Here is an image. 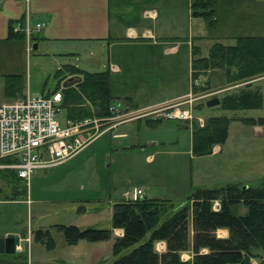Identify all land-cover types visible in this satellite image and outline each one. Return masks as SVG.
Segmentation results:
<instances>
[{
	"label": "rangeland",
	"instance_id": "rangeland-1",
	"mask_svg": "<svg viewBox=\"0 0 264 264\" xmlns=\"http://www.w3.org/2000/svg\"><path fill=\"white\" fill-rule=\"evenodd\" d=\"M187 8H189L188 13L191 15L190 2ZM214 16L216 18V14ZM189 23L192 24L191 30L193 33H196L199 28L202 30L200 24L195 26L194 22ZM185 28L186 26L184 27V35H186ZM200 41L195 42L194 46L201 47L206 51L208 40ZM200 54L198 49L197 56H200ZM157 61L158 59L154 58L152 62L159 65L160 62ZM163 61L166 62L167 60L164 59ZM186 61L184 69L179 66L178 71L176 70L173 74L163 71L159 66L161 71H157L156 76L161 79L162 87L169 84L168 87L170 88L166 91L157 90L154 99L167 97V94L174 95L177 91L187 87ZM59 62L76 65L88 72L100 71L108 64L105 47L93 52L89 46L85 45L76 54H67L60 57L53 54L42 55L40 50H35L29 54V60H27L23 76V94L27 93L34 96L52 91L57 82L53 76ZM212 69L213 71L207 77L205 76L206 78L197 77L196 80H192L190 75L191 87L187 92L191 91L200 96L192 104V120L189 122L179 121L165 119L159 115H148L149 117L143 116V118L130 119L117 124L118 127L114 131L125 133V137L115 138L111 137L109 132L103 133L89 146L67 161L50 169L35 171L30 177L27 189L23 183H19L17 190L19 194L15 193L14 190L8 192V190L3 191L2 189L0 197L5 195V197H13L12 199L17 198L19 203L12 205L0 204V226L19 228L24 227L30 220L29 224L34 227L37 225H34V222L39 221L41 225L43 224L45 228L50 230L55 248L52 252L43 250V253L39 254L34 247L32 261L47 259L48 262L51 260L67 262V257L73 259L71 258L73 256L75 259H81L78 255L86 251L83 248L92 249L91 244L107 239L98 241L79 239L74 244L77 242L81 244L69 251L65 250L68 244L65 243L61 232L56 231L52 226L71 225L81 229L86 227L111 228V204L118 200L121 197L120 194L125 190L130 192L138 188L143 190L145 197L168 198L175 204H183L187 202L189 194L195 188L208 187L209 185L223 186L227 183L249 186L259 184L264 179L258 173L264 171V142L251 139L250 123L228 120L226 136L224 141L221 142L223 144L221 155H194L191 152L190 127L194 123L196 126L201 127L204 121L211 116L232 117L236 115L249 117L264 115V79L257 80V78H254L243 82L225 83L226 81L224 82L222 77L223 70L220 68ZM70 76L76 78L77 75L64 73L61 76L59 87ZM148 76L150 75L134 78L133 83L148 80ZM131 83L127 84L126 89L122 92L123 94L131 93ZM235 85L236 88H231ZM255 85L259 87L263 95V103L259 109L223 110L218 105L212 107H205L204 105V102L211 97L213 98V96L220 99L222 95L238 88L255 87ZM136 86L135 89H138L139 84H136ZM3 96L2 85L0 84V100ZM18 97L20 96L8 97L1 102ZM116 102H120V100L113 99L111 104ZM121 102L122 104L125 103L122 100ZM138 103L134 107L131 106V109L146 107L149 106V103L158 104L152 102V100H142ZM85 104H88V102H85ZM56 118L59 122L63 121V109L56 115ZM146 119L158 120L147 122ZM148 142L155 143L148 144ZM254 143L257 144L258 163L251 160L250 145ZM148 156H150V159L147 160L146 157ZM26 191L31 200L28 208L21 201L22 199L25 201ZM128 197L127 195L123 200L141 198L129 199ZM217 203L214 201L212 207L213 204L217 206ZM238 211L244 212V208L238 206ZM30 230L32 232L31 227ZM110 234H112V230ZM36 248L41 250L40 247ZM26 254L22 255L26 257ZM259 254L257 258H252V260L262 264L261 259H264V250H260ZM111 258L110 252H104L101 261L106 264Z\"/></svg>",
	"mask_w": 264,
	"mask_h": 264
},
{
	"label": "crops",
	"instance_id": "crops-1",
	"mask_svg": "<svg viewBox=\"0 0 264 264\" xmlns=\"http://www.w3.org/2000/svg\"><path fill=\"white\" fill-rule=\"evenodd\" d=\"M189 2L190 0H0V84L2 85V93L5 76H24L31 52L40 50L42 55L53 54L60 57L76 54L86 45L93 52L105 47L108 64L104 69L109 72V89L113 99H118L120 102L122 100L128 106L133 107L142 100H152V102L159 103L175 98L190 89L189 59H191V47L198 40H208L206 51L196 46L201 53L200 56H205L213 42L222 43L224 41L225 43L222 44H232L235 37L239 36L264 37V0H215L216 25L213 29H207L200 18L188 13ZM189 22H194L195 26L200 24L202 30L199 28L196 33H193L192 24ZM185 26L186 35H184ZM26 29L29 30L28 33L25 31ZM9 30L20 36L9 37ZM32 43L36 44L35 49L31 48ZM181 45L183 46L181 47ZM154 58L158 59L159 65L152 62ZM164 59L167 61H163ZM184 60L187 62V87L177 91L174 95L167 94V97L154 99L157 90L166 91L170 88L168 87L169 84L162 87L161 79L156 76L157 71H161L162 68L163 71L173 74L176 70L178 71L179 66L184 69ZM64 64L69 63L59 62L57 69ZM69 65L79 68L73 64ZM211 71L213 69L202 71L198 78L207 77ZM147 75H150L148 80H142L141 83L137 82L136 84L139 86L138 89H135L137 86L133 83L134 78ZM222 77L224 78V73H222ZM254 78L257 80L264 79V74ZM223 81L225 82V78ZM129 82H132L131 93L123 94L122 92ZM236 87L235 85L231 88ZM255 87L261 94V104L258 108L251 109H259L263 103L262 92L257 85ZM5 99L6 97L3 96L0 102ZM150 104L154 103L148 105ZM226 118L250 123L251 139L264 142V115L249 117L235 115ZM258 120L261 121L258 122ZM117 127L118 125L108 131L111 137H125V133L114 131ZM154 143L148 142V144ZM222 152L223 144L216 143L211 146L210 153L207 155H221ZM250 153L251 160L258 163L256 143L250 145ZM146 158L148 160L150 156ZM258 173L264 177V171ZM19 183L22 182L17 179L12 171L0 170V192L3 189V191L14 190L15 193H18ZM213 186L221 185H209L208 187ZM125 192H127L129 199L144 196L143 190L137 188L130 192L128 190L122 192L120 200L124 199L123 193ZM25 196H28L27 191ZM12 198L2 195L0 204L19 203V199ZM28 200L27 203L26 199L25 201L24 199L21 200L27 208L31 204L29 197ZM217 207L218 205L213 204L214 210ZM36 221L34 225H37L34 227L29 224L30 220L24 227L0 226V236L12 234L18 238L13 253L0 254V264H104L101 261L102 254L110 252L112 239L122 234L120 228H110L112 230L111 237L106 241L91 244L92 249L83 248L86 251L78 255L81 259H75L72 256L73 259L66 258L67 262L55 260L48 262L47 259H39L33 262L32 251L34 247L39 254L43 253V250L52 252L55 248V243L53 248L45 249L42 244L32 240L30 227L32 231L37 228H45L43 224L41 225L39 221L36 223ZM215 235L224 238L227 236V230L218 228L215 230ZM80 244L77 242L74 245H66L65 250L70 251ZM36 247H40L41 250ZM164 248L163 241L154 243V249L157 253L163 252ZM203 251L206 250L203 249ZM24 252L27 253H25L26 257L23 256L25 255ZM190 258V251L180 253V259L190 260ZM111 259L106 264H111ZM249 261V264L259 263L252 258ZM262 261L264 262V259H261ZM263 262L262 264H264Z\"/></svg>",
	"mask_w": 264,
	"mask_h": 264
},
{
	"label": "trees",
	"instance_id": "trees-1",
	"mask_svg": "<svg viewBox=\"0 0 264 264\" xmlns=\"http://www.w3.org/2000/svg\"><path fill=\"white\" fill-rule=\"evenodd\" d=\"M190 11L192 16L201 19L207 29L215 27V0H190ZM8 35L20 36L10 30ZM197 54L198 48L192 46V80L202 71L212 68L223 70L226 83L243 82L264 74V37L239 36L232 44L213 42L205 56ZM64 73L77 75L62 82L60 89L61 107L66 118L109 114L108 106L113 98L107 69L88 72L64 64L54 73L57 82L52 91L59 88ZM22 90V76L4 77V97L22 96ZM260 104L258 88L242 87L222 95L218 106L225 110H240L258 108ZM156 120L146 119L147 122ZM228 120L226 117L211 116L201 127L194 123L190 127L191 152L206 155L213 144L223 142ZM214 201L218 202L216 210L212 207ZM238 206L243 207L244 212H239ZM110 224L111 228L122 230L120 236L112 239L111 264H249L250 258L258 257L259 251L264 250V180L244 188L234 183L195 188L183 204H175L168 198L145 196L116 200L111 204ZM52 227L61 232L68 245L79 239L105 240L111 235L110 228ZM218 228H225L227 236L217 237L215 230ZM32 240L45 249L54 246L48 228L33 230ZM157 241L164 242L165 248L161 253L154 249ZM183 251L191 252L190 260L180 259Z\"/></svg>",
	"mask_w": 264,
	"mask_h": 264
},
{
	"label": "built area",
	"instance_id": "built-area-1",
	"mask_svg": "<svg viewBox=\"0 0 264 264\" xmlns=\"http://www.w3.org/2000/svg\"><path fill=\"white\" fill-rule=\"evenodd\" d=\"M62 87L0 102V170L12 171L26 189L35 171L67 161L117 124L148 115L189 122L193 119L192 104L200 98L188 91L178 98L135 109L116 102L108 107L106 116L69 119L64 115L59 122L56 115L62 111ZM123 196L127 197V192Z\"/></svg>",
	"mask_w": 264,
	"mask_h": 264
},
{
	"label": "water",
	"instance_id": "water-1",
	"mask_svg": "<svg viewBox=\"0 0 264 264\" xmlns=\"http://www.w3.org/2000/svg\"><path fill=\"white\" fill-rule=\"evenodd\" d=\"M31 48L35 49L36 44L32 43ZM219 102L218 98L213 97L204 102L206 107L217 105ZM245 186H243L244 188ZM18 241L17 237L12 234H6L5 236H0V254L6 253L11 254L15 251V243Z\"/></svg>",
	"mask_w": 264,
	"mask_h": 264
}]
</instances>
